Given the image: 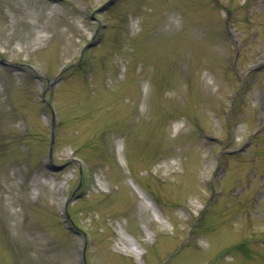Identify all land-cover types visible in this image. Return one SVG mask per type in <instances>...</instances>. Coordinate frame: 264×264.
Here are the masks:
<instances>
[{
    "label": "rangeland",
    "instance_id": "obj_1",
    "mask_svg": "<svg viewBox=\"0 0 264 264\" xmlns=\"http://www.w3.org/2000/svg\"><path fill=\"white\" fill-rule=\"evenodd\" d=\"M262 127L264 0H0V264H264Z\"/></svg>",
    "mask_w": 264,
    "mask_h": 264
}]
</instances>
